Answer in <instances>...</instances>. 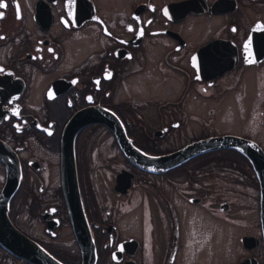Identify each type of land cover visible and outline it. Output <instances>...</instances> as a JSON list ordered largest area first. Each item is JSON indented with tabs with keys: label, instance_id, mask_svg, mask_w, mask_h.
I'll return each instance as SVG.
<instances>
[{
	"label": "flooded vegetation",
	"instance_id": "obj_1",
	"mask_svg": "<svg viewBox=\"0 0 264 264\" xmlns=\"http://www.w3.org/2000/svg\"><path fill=\"white\" fill-rule=\"evenodd\" d=\"M3 3L16 231L51 264H264V0ZM5 225L0 264H44Z\"/></svg>",
	"mask_w": 264,
	"mask_h": 264
},
{
	"label": "water",
	"instance_id": "obj_2",
	"mask_svg": "<svg viewBox=\"0 0 264 264\" xmlns=\"http://www.w3.org/2000/svg\"><path fill=\"white\" fill-rule=\"evenodd\" d=\"M216 140L217 139H215V138L201 139V140H198L195 143V146L198 149L207 148V147L213 145L214 143H216L217 142ZM177 156H180V154L177 155ZM137 157H138V159L140 161H144V162L148 161V158H146L145 156L141 158V154H138ZM158 160L162 161L163 159L159 158ZM261 168H260V171H262L263 175H264V166L261 167ZM8 169H9V175H8V178H7L8 184L7 185L5 184L3 186L2 192H5V190L8 189V193H9L12 190V188L14 187V185L16 184L17 173H18L17 169L18 168L15 169L16 176L14 175L13 167L10 165V162H9V168ZM3 205L4 206L6 205V198H4V200H3ZM4 210H3V213L0 211V220L1 221L2 220L5 221V224H6L5 225L6 226V231L3 230V233L7 236V241L9 243V248L12 251H14L15 253L16 252L17 253H19V252L22 253V255L27 256V258H29L31 260L34 259V260L42 261L44 264H51L50 263L51 260H50L49 256H47V254L41 248L34 247V246H36V244L34 242H32L29 238H27L26 236H24L20 232L16 231V229L12 226V224L8 220ZM260 211H261V218L263 220L264 219V177H262L261 180H260ZM76 221H77L76 218H74V220H73L74 228L76 226L79 227V225L77 224ZM83 223H84V221H83ZM0 234H1V227H0ZM13 234H15V238L13 237ZM85 264H88V261Z\"/></svg>",
	"mask_w": 264,
	"mask_h": 264
},
{
	"label": "snow or ice",
	"instance_id": "obj_3",
	"mask_svg": "<svg viewBox=\"0 0 264 264\" xmlns=\"http://www.w3.org/2000/svg\"><path fill=\"white\" fill-rule=\"evenodd\" d=\"M3 7H6V4L3 3V0H0V8H3ZM2 16H3V13L0 12V18H2Z\"/></svg>",
	"mask_w": 264,
	"mask_h": 264
},
{
	"label": "rangeland",
	"instance_id": "obj_4",
	"mask_svg": "<svg viewBox=\"0 0 264 264\" xmlns=\"http://www.w3.org/2000/svg\"><path fill=\"white\" fill-rule=\"evenodd\" d=\"M122 1V0H121Z\"/></svg>",
	"mask_w": 264,
	"mask_h": 264
}]
</instances>
